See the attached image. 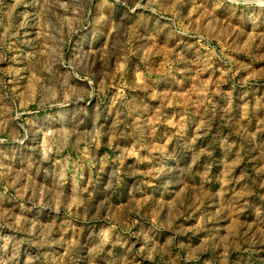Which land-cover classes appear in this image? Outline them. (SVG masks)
<instances>
[{
  "label": "rangeland",
  "instance_id": "1",
  "mask_svg": "<svg viewBox=\"0 0 264 264\" xmlns=\"http://www.w3.org/2000/svg\"><path fill=\"white\" fill-rule=\"evenodd\" d=\"M0 264H264V0H0Z\"/></svg>",
  "mask_w": 264,
  "mask_h": 264
}]
</instances>
